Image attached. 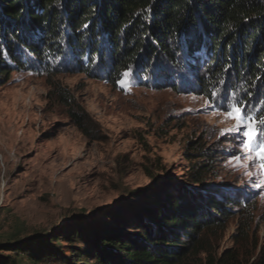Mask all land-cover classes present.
Listing matches in <instances>:
<instances>
[{"label": "rangeland", "instance_id": "374dc122", "mask_svg": "<svg viewBox=\"0 0 264 264\" xmlns=\"http://www.w3.org/2000/svg\"><path fill=\"white\" fill-rule=\"evenodd\" d=\"M197 36L198 47L191 53L187 42ZM185 37L171 44L177 49L173 59L164 54L148 59L140 51L113 79L112 46L104 35L95 39L97 52L90 64L88 55L76 54L78 49L65 40L60 52L40 56L14 37L9 40L15 54L0 42V64L11 68L0 84V244L78 224L86 228L132 191L169 183L195 186L218 199L228 196L233 203L227 204L231 216L224 226L205 234L185 264L264 260V177L243 149V126L239 133L221 134L235 124L224 115L231 104L245 118L264 116V68L248 91L247 75L235 78L237 62L230 51L225 66L209 69L205 36L190 27ZM62 95L71 96L88 115L89 136L70 117ZM261 140L264 124L254 148ZM206 152L211 153L205 161L210 170L202 183L191 185V167ZM17 259L18 264H33L22 255Z\"/></svg>", "mask_w": 264, "mask_h": 264}, {"label": "trees", "instance_id": "16d2710c", "mask_svg": "<svg viewBox=\"0 0 264 264\" xmlns=\"http://www.w3.org/2000/svg\"><path fill=\"white\" fill-rule=\"evenodd\" d=\"M190 27L207 39L209 69L225 66L230 51L229 57L237 62L235 78L243 80L247 75L244 80L252 92L250 86L264 68V0H0V42L10 55L15 54V45L9 40L13 37L36 56L60 52L59 45L65 40L78 49L76 54L88 55L90 64L97 52L95 39L104 35L113 51L110 79L129 68L140 51L148 59L159 54L173 59L177 49L171 44L187 39ZM199 41L197 36L187 42L191 53ZM10 58L19 63L16 56ZM10 72L8 63L2 62L0 84ZM62 97L72 120L89 136L88 115L71 96ZM201 157L191 167V185L202 183L210 170L211 163L205 161L211 153ZM206 193L195 186L151 183L132 191L114 209L103 211L101 220L86 228L78 224L0 244V264H18L19 255L33 264L45 260L63 264H185L204 235L222 228L231 216L227 204L233 203L228 196L218 199ZM215 263L228 264L227 258ZM256 264H264V260Z\"/></svg>", "mask_w": 264, "mask_h": 264}, {"label": "snow or ice", "instance_id": "6c2138e0", "mask_svg": "<svg viewBox=\"0 0 264 264\" xmlns=\"http://www.w3.org/2000/svg\"><path fill=\"white\" fill-rule=\"evenodd\" d=\"M124 76H128V72L124 73ZM121 85V87L126 86V82L124 80L117 81ZM130 90V89H128ZM213 97L217 96L216 92L210 94ZM227 99V98H225ZM209 101L206 99L205 104L207 105ZM231 110L224 113L226 118L233 119L235 124L229 128L221 131L223 134L224 131H234L239 133L241 131V125L243 126V149L245 150L246 154H248V159L256 163L260 169L262 177H264V140H261L258 146L254 148V142L256 140L257 131L259 126L264 124V116L260 117L258 120L248 115L247 118L241 115V108L237 107L236 104L230 105ZM239 139V137H237ZM255 153L251 155V153ZM233 159L239 161L241 158L236 156ZM250 175L249 173H246ZM258 186V185H257Z\"/></svg>", "mask_w": 264, "mask_h": 264}]
</instances>
